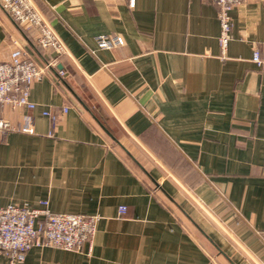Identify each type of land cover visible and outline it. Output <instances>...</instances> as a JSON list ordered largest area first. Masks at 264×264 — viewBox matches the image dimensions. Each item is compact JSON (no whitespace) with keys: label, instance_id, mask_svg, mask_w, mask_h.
Segmentation results:
<instances>
[{"label":"crops","instance_id":"crops-1","mask_svg":"<svg viewBox=\"0 0 264 264\" xmlns=\"http://www.w3.org/2000/svg\"><path fill=\"white\" fill-rule=\"evenodd\" d=\"M33 1L63 53L34 108H2L32 131L0 142V207L100 219L82 251L34 245L17 264H264V0L232 10L224 54L211 0ZM113 32L125 44L99 48ZM39 34L0 2V61L21 46L49 63Z\"/></svg>","mask_w":264,"mask_h":264},{"label":"built area","instance_id":"built-area-1","mask_svg":"<svg viewBox=\"0 0 264 264\" xmlns=\"http://www.w3.org/2000/svg\"><path fill=\"white\" fill-rule=\"evenodd\" d=\"M218 6V19L221 30L218 38L223 54L233 38L232 10L243 0H211ZM7 14L19 24L37 27L38 38L42 48L53 49L58 56L45 65H39L29 57L28 51L17 46L10 58L0 61V142L10 130L32 131L29 119L20 126L1 115L6 104L25 105L34 108L36 103L30 99L32 84L40 80L49 66L56 65V60L63 53L59 41L48 20L35 6L33 0H0ZM96 43L99 48L111 49L125 44V39L113 32L98 34ZM252 60L264 65V50L255 48ZM38 208L8 204L0 207V251L9 259V264H17L25 260L27 252L34 245H51L67 250L82 251L91 244L97 231L99 214L84 215L76 213H57L50 209L47 200L41 201ZM127 206H120L125 213Z\"/></svg>","mask_w":264,"mask_h":264}]
</instances>
